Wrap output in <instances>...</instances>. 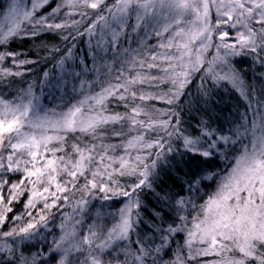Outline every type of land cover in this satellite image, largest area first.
Instances as JSON below:
<instances>
[{
  "label": "snow or ice",
  "instance_id": "6c2138e0",
  "mask_svg": "<svg viewBox=\"0 0 264 264\" xmlns=\"http://www.w3.org/2000/svg\"><path fill=\"white\" fill-rule=\"evenodd\" d=\"M0 15V88L52 60L41 92L77 81L53 108L35 82L0 93V264H264V86L236 67L264 68V0H8ZM43 36L45 56L12 48ZM194 82L205 111L223 84L244 101L228 134L185 126ZM217 157L223 174L205 167ZM177 173L191 179L164 192Z\"/></svg>",
  "mask_w": 264,
  "mask_h": 264
},
{
  "label": "trees",
  "instance_id": "16d2710c",
  "mask_svg": "<svg viewBox=\"0 0 264 264\" xmlns=\"http://www.w3.org/2000/svg\"><path fill=\"white\" fill-rule=\"evenodd\" d=\"M154 41L149 40L148 43H153ZM58 43L57 40L50 39L48 36H43L36 39H30V40H17L13 45V50L22 51L27 53L28 55L25 58H35L36 55L39 56H45L47 55L45 52L41 51L42 46L44 45H52ZM79 51L77 52V55L84 56V50H85V43L82 41L77 45ZM59 59V58H57ZM86 61H90V57H84ZM56 64V60H52L47 63V66H45L43 63L38 64L36 66H33L32 73L26 74L23 77L16 78V82L12 84L9 88H0V93L4 94L7 98L10 93H16L20 89H25L28 85V83L35 82L37 84V87L34 88V92L36 96L40 97L41 105L42 107L46 108H53L56 106V104L60 103V100L57 99L60 97L56 91L55 88L52 90H49V87H52L49 85V87L45 88L43 92L40 90L39 82L42 76L43 71H48L51 75L55 77H59V69L54 67ZM92 65L89 62L88 63V70L89 74L84 76V79L91 80L94 78V73L90 71ZM236 67L238 69H241L245 73V78L249 81V83L255 84L257 88H260L261 86H264L259 81L260 74L264 72V68H261L259 65H253L252 61L248 58L241 59L239 63L236 64ZM77 72H80V67L76 68ZM69 82L67 85H76L77 81L75 79H72L71 77L66 78ZM52 84H56V80L54 79L52 81ZM37 91H40V94H37ZM71 91L69 90L68 95L65 96V99L70 98L69 94ZM191 94L193 99V108L191 113L188 115H185L183 119L187 122L186 127H189L190 131L194 130L190 127L193 124L197 123V117H203L204 119L208 120L211 124H213L216 127H219L221 129L231 128L232 124L228 123L226 121L227 117H230L233 121H238V114L244 111V101L240 98V96L227 84L221 85L219 88H213L211 92V98L210 102L207 105V111L204 110V108L201 107V104L204 103L203 101L199 100L196 93V83L194 82L191 86ZM259 95V93H258ZM163 104H160V107H163ZM120 111H123V109H120ZM195 134V133H194ZM220 162L223 163L220 157H217L215 159L210 160L205 167L206 168H215L214 163ZM209 168V169H210ZM177 176L179 177V180H177L175 177H168L166 178V183L162 185L163 189L167 188L169 186V194L174 195L177 192H181V190L178 188L179 184L177 182H180V177L187 178L189 176H186L184 173H177ZM204 186V185H203ZM159 192L160 189H157ZM150 208L156 207L154 203H149ZM16 211H18V208H15ZM145 215H148L147 213ZM167 218V217H166ZM143 228V232L141 233L143 235L144 232H148L149 229L145 226H141ZM53 231H56V227H53Z\"/></svg>",
  "mask_w": 264,
  "mask_h": 264
},
{
  "label": "rangeland",
  "instance_id": "374dc122",
  "mask_svg": "<svg viewBox=\"0 0 264 264\" xmlns=\"http://www.w3.org/2000/svg\"><path fill=\"white\" fill-rule=\"evenodd\" d=\"M7 3H8V0H0V8H4L6 5H7ZM12 23H13V21H12V19L11 18H8V19H6L4 16H2V15H0V27H10V26H12ZM87 74H89V71H87ZM59 75H60V71H59ZM259 81L262 83V84H264V82H262L260 79H259ZM72 87L73 86H71V85H67L66 86V88L65 87H62L59 91H57V89L55 88V87H49V90H52V89H54L55 88V91H56V93L59 95V96H66V95H68V93H69V90L71 91V89H72ZM37 94H40V91H37ZM160 104L161 103H159V102H156V107H160ZM212 125V127L213 128H215V129H217L218 131H220L221 133H223V134H228V130L230 129V128H224V129H221V128H219V127H216V126H214L213 124H211ZM233 127V126H232ZM231 127V128H232ZM221 158V157H220ZM221 160H222V162L223 163H220V162H216V163H214L215 164V166H217V167H215V168H207V170L209 171V172H217V173H221V174H223L224 173V169L227 167V164L225 163V161L223 160V158H221ZM229 160H231V156H229ZM17 179H19V177H17ZM189 179H191V177H187V178H183V177H180V182H177L178 184H179V186H178V188L181 190V188H180V185H181V183H183L184 181H187V180H189ZM219 183V178H215V179H212V180H206V181H203L202 182V184H201V187H200V192H199V196L197 197V199L195 200V203H202V201L199 199V197H203V196H205V194L207 193V194H209V195H211L214 191H215V189H216V185ZM204 185V186H203ZM169 186H167V188H164L163 190H164V192H166V193H169V188H168ZM182 194H184V195H187V193L185 192V193H182ZM25 199H26V196H25ZM22 204H23V199L21 200V202L19 203V204H15L14 205V208H18L19 210L21 209V206H22ZM55 211V210H54ZM64 211L65 212H71V209L70 208H65L64 209ZM17 212H19V211H17ZM149 220L151 219L150 218V216H148V215H145ZM86 222L87 223H91L92 221L90 220V219H87L86 218ZM170 222V221H169ZM56 223H59V217H56ZM104 224H105V227H108V228H110L111 226H112V221L110 220V219H105L104 220ZM53 227H55V225H53ZM81 234H83V233H81ZM60 235V233H59V231L56 229V231H53L52 230V236H59ZM52 237H49V239H51ZM178 242H182V241H180V240H178ZM214 257H208V258H206V259H208V260H211V259H213Z\"/></svg>",
  "mask_w": 264,
  "mask_h": 264
},
{
  "label": "bare ground",
  "instance_id": "6f19581e",
  "mask_svg": "<svg viewBox=\"0 0 264 264\" xmlns=\"http://www.w3.org/2000/svg\"><path fill=\"white\" fill-rule=\"evenodd\" d=\"M226 121H227L228 123H231L232 126H233V120H232L230 117H227V118H226ZM18 211H20V210L18 209Z\"/></svg>",
  "mask_w": 264,
  "mask_h": 264
}]
</instances>
